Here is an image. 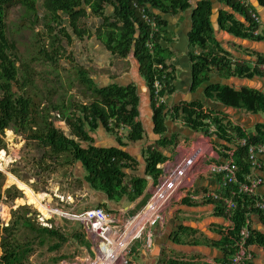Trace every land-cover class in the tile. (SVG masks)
<instances>
[{
    "label": "trees",
    "instance_id": "1",
    "mask_svg": "<svg viewBox=\"0 0 264 264\" xmlns=\"http://www.w3.org/2000/svg\"><path fill=\"white\" fill-rule=\"evenodd\" d=\"M190 0H41L40 8L43 10L41 20L43 27L47 30L52 45L51 54L39 50L38 54H45L48 61L55 62L59 51H64L62 41L67 45L73 40L72 37L82 39L89 35V30L79 25L81 19L87 16L99 18L102 24L95 31L96 39L111 55L125 59L134 41V34L138 32L135 39L134 58L139 66V74L145 81L151 97L152 82L155 78H161V71L155 65H164V58L159 55L161 52V32L158 30L153 34L152 53L145 47L148 38L149 28L142 20L141 10L143 9L154 18L158 28L163 21L160 17L152 14L151 10H158L161 13L174 14L190 8ZM229 6L233 12L241 15L246 25L230 19L232 16L220 14L218 25L222 30L232 33L235 36L247 39H261L260 36H253L252 32L257 30L259 25L254 23L250 14L255 13L254 8L245 0H215ZM262 6L264 0H257ZM19 3L25 8V12L32 13L35 20L37 17V2L35 0H0V135L6 130L11 139L10 131L18 136H24L32 140L43 149H47L51 159L60 154H66L65 165L79 162L85 172L84 180L93 189L104 192L109 200H118L123 196L130 200L139 197L145 189V180L135 177L127 179L124 173L126 169L133 167L132 160L123 151L115 148H98L92 143L89 133L102 127L105 132L117 135L120 128L125 130L124 138L127 142L140 141L144 136V129L138 120V96L134 85L119 86L108 85L98 88L83 70H77L79 82L84 86V92L93 98L89 104L72 106L70 103L51 106L39 109L40 101L18 94L13 91L16 85L21 91L31 82V71L26 64L15 66L14 44L6 38L4 27L5 9ZM106 7L112 8L110 16L104 14ZM89 9V13L87 12ZM211 3L209 1L199 2L191 11L194 23L193 31L189 34L191 45L197 46L203 51L202 55L191 56L192 62V85L196 87L207 81L208 73L212 70L224 72L226 76L247 78L253 76L264 78V56L257 55L255 63L250 66L248 62L232 63L221 55L216 42L213 39V29L210 22ZM256 14V13H255ZM63 17L67 23L63 25ZM235 25L227 27V21ZM137 25V29L135 28ZM240 27V28H239ZM18 68H21V76L18 78ZM168 79L161 80L163 84L162 94L169 95L173 88ZM206 99L219 103L227 108L244 111L249 114H264V93L256 89L242 87L239 90L225 85H211L204 91ZM39 101V102H38ZM153 131L160 136L154 146H149L143 151V159L146 174L154 180L160 175L157 165L167 161L162 150H166L172 144L174 136L164 137L166 132L165 120L168 118L180 120L182 125L193 131L207 135V128L211 124L215 127L214 135L224 142L222 150L213 147V160L223 157L232 160L236 167L237 180L241 181L244 175L250 172V163L245 147L236 146V138L245 139L248 144L264 143V124L258 123L248 132L239 124L234 123L229 117L221 112L205 107L200 102L181 103L168 107L166 104L155 106L151 97ZM50 111H55L60 118H63L69 130V137L58 130L49 119ZM207 121L208 123H206ZM10 130V131H9ZM120 146L121 137H116ZM85 143L86 147L81 144ZM0 138V149L2 148ZM216 162V160H215ZM1 165V162H0ZM217 178L218 190L215 192L221 198L226 197L236 189V184H222L220 175H213ZM14 186V185H11ZM6 194L12 198H19L18 191L11 192L7 189ZM234 208L224 212L225 205L221 200L209 199L200 204L214 206L215 216L222 217L228 221V225L218 231L221 236L218 242L203 241L211 246L220 249L224 254L223 264L235 253V245L238 241L240 231L245 225L250 209L246 197L232 199ZM183 202V201H181ZM260 217V216H259ZM264 220V218L260 217ZM20 222V223H19ZM12 224L2 228L6 232L4 237L0 233V264H22L28 254L32 251V245L38 238L39 244H44L45 239L53 240L49 250H58L65 242L66 236L55 227L35 228L30 218L25 216L15 220V225H21L28 232L27 241L11 240ZM36 234V235H35ZM32 238V239H30ZM176 242V241H175ZM200 241H193L192 244L199 245ZM263 237L251 230L247 245H262ZM190 264V263H172ZM245 264H251L250 260Z\"/></svg>",
    "mask_w": 264,
    "mask_h": 264
},
{
    "label": "crops",
    "instance_id": "2",
    "mask_svg": "<svg viewBox=\"0 0 264 264\" xmlns=\"http://www.w3.org/2000/svg\"><path fill=\"white\" fill-rule=\"evenodd\" d=\"M35 1L37 2L38 10L41 6V0ZM201 1H209L211 3V16L213 13L212 11L215 10L216 22L220 14H226L232 16L230 19L242 25H246L245 19L241 15L233 12L226 4L215 0H190V8L174 14H164L158 10H151L150 12L152 14L160 17L163 21L161 27L158 28L162 36L160 39V48L161 52L165 54V57H163L164 67L169 71V83L173 88L172 92L165 97V103L168 107H172L181 103L200 102L211 110L227 115L229 117L228 119L239 124L246 130H252L255 124H264V122H252L249 123V126H246L244 123L248 124L252 119L255 120L259 116L262 117L260 114L246 113L247 115H245L241 110L227 108L219 103L206 99L204 91L211 85L219 84L229 86L234 90L246 87L264 93V78L258 76H253L250 79L231 77L226 76L224 72L212 70L208 73L207 81L202 82L196 87L192 85V62L190 57L202 55L207 52L199 49L195 45H191L189 42V34L194 28L191 11ZM245 1L254 8L259 18L260 23L257 33L261 39H247L235 36L230 32L222 30L218 24L216 29L212 28L213 39L218 49L221 51V55H226V58L232 63L248 62L249 65L252 66L255 63V57L257 55L264 56V5L261 6L257 0ZM87 12L89 13V9H87ZM111 13L112 8L106 7L104 14L108 17ZM90 18H93V20L95 19V17L91 16ZM98 20L100 24H102V20L99 18ZM226 23L227 27L232 26L237 28L231 20H228ZM88 30L89 35H94L96 31V29L90 28ZM86 44L85 42V44L77 45L76 52H79L80 49V58L82 61H86L85 58L92 57V63L102 71L100 73H94L93 76H89L98 88L112 84L119 86H135L136 95L138 96V120L144 129V136L140 141L129 143L124 138L125 130H122L121 135H112L105 132L102 127H98L96 131L89 133L93 140L92 144L98 148H115L125 152L130 157L133 164L131 170H125V177L127 179L135 177L144 179L146 182L145 189L139 197L132 200L126 196L116 201L109 200L104 192L91 188L89 184L85 182V172L82 165L79 162H74L68 165L73 166V170L71 173L69 171V178L67 181L75 180L76 183L81 186L82 193L53 192V198L50 196V199L51 202L58 200V202L61 203V208L64 209L65 212L73 214L80 213L87 209L101 207L113 217L117 223H124L145 205L154 189L153 186L157 183L158 177L163 174L161 169L168 163H171L172 161L170 159L175 157L173 153L176 147V150L178 148H183L182 144L185 141L186 143L189 142V152L194 149L200 150L198 155L200 159L205 156L206 153L211 152V155L206 157V159H208L206 160L207 162L203 164V166L207 167L206 170L201 169V165H198L195 169L196 173H203L209 172V163L212 164L211 162H215L216 160L212 159L214 156L212 155L214 151L213 147L222 150L223 146L227 145L217 137L202 135V137L195 139L193 135L199 136L198 134H201L200 132H193L185 128L180 120H173L167 117L165 120L166 132L164 137L169 138L174 136V139L166 150L161 149L160 151H163V154L168 160L163 164L157 165L156 168L160 169V175L156 180L148 176L145 171L143 151L149 146H154L155 142L160 139V136L153 131L151 99L146 83L139 74V66L137 62H133V60L127 56L125 59H128L130 69L128 72L122 71L119 67L117 68L115 63L123 62L125 59H120L111 55L102 44L93 43L91 50L89 47L90 44ZM100 55L103 57L102 60L99 59ZM132 63L133 65H131ZM239 114L241 116H249L248 120L242 119ZM261 119L264 120V117ZM67 131L69 133L68 127ZM117 136L121 137V142L124 143L125 146L119 145L116 139ZM196 145H200L199 148H196ZM81 146L86 147V144L82 143ZM118 146L121 147V149H119ZM191 153H193V151ZM219 160L218 158L216 162ZM221 161L222 160L219 162ZM258 161L264 164V155L259 156ZM198 170L201 171L199 172ZM252 173L264 177V172L254 170ZM217 190V178L210 173L208 175H196L194 177H192V175L191 177L188 176L184 185L180 188L177 198L172 200L164 209L163 221L155 226L144 229L142 236L133 241L129 246L130 254L128 259L131 262L130 264H172L176 262L190 264H221L224 259L223 252L214 246L206 244L203 239L209 242H218L221 238L218 231L228 225V221L222 217L215 216L213 205L200 204L199 202L190 201L187 198V195L192 192L200 194L204 191L216 192ZM257 193H264V185L258 187ZM65 206L68 208L65 209ZM248 218L250 229L260 234L264 239V220L256 214H250ZM148 236H150L152 240L150 245H147L145 241ZM193 241H200L201 243H199V245H194L192 244ZM89 245L91 246V244ZM248 250L251 255V264H264V243L262 245H251Z\"/></svg>",
    "mask_w": 264,
    "mask_h": 264
},
{
    "label": "rangeland",
    "instance_id": "3",
    "mask_svg": "<svg viewBox=\"0 0 264 264\" xmlns=\"http://www.w3.org/2000/svg\"><path fill=\"white\" fill-rule=\"evenodd\" d=\"M36 15L37 20L34 19L32 13L25 12V8L17 3L5 9V34L7 40L14 44V53L17 58L15 66L26 64L31 71V82L21 91H18L16 85H13V91L35 101L39 100V109L48 104H50V108L61 103L64 105L70 103L73 107L89 104L93 98L84 92V86L79 82L77 70L83 69L89 76L102 71L92 63V57L82 61L80 49L79 52L76 51L77 45L85 44V42L90 44V50L93 43L101 45L100 41L96 39V34L94 33L95 36L93 34L86 35L80 40L72 37L73 40L69 45L62 41L64 51H59L55 62H51L47 60L45 54H38L39 50L48 55L51 54L52 45L49 34L43 27L41 20L43 10L39 8ZM63 21V25H66V17H63ZM79 25L95 30L100 26V22L98 18L93 20L87 16L79 21ZM159 54L165 57L163 52ZM102 58L100 55L99 59L102 60ZM115 64L122 71L128 72L130 69L128 59ZM21 71V68H18V78L21 76ZM243 114L247 115L244 111ZM260 115L264 117V114ZM239 116L245 120H248L249 117L240 114ZM262 117L259 116L257 119L249 121L248 124H244L249 126V123L252 122H264ZM49 119L67 137L70 135L63 118H60L55 111H50ZM6 132L4 130L3 134L0 135L2 140V148L0 149V227H9L13 222L10 239L12 241H27L25 237H29L28 232L21 225L14 224L15 220L25 216L31 219L35 228L55 227L66 236V242L56 251L49 250L53 240L45 239L44 244L41 245L37 238L32 245V251L22 264H85L87 259L91 258L92 260L95 251L89 245L91 241L86 237L82 225L74 220L61 218L56 214L50 215L49 212V208L64 211L58 200L51 202L50 196L53 198V192L82 193L81 186L75 180L67 181L69 171L72 172L73 166L65 165L66 154H60L51 159L47 154L48 150L37 146L36 142L27 140L24 136H18L12 131H10L12 137L9 139ZM198 135L194 134L193 137L195 139L202 137V134ZM189 144L185 141L182 144L183 148L176 150V147L173 153L175 157L170 160L175 162L177 158L178 160L185 159L189 154ZM199 146L196 145V148ZM210 155L211 152L206 153L201 159L195 157V164L189 172V177L191 175L194 177L209 174V172L196 173L195 169L201 165V169L206 170L207 167L203 164L207 162L206 157ZM212 155L214 154L212 153ZM215 157L217 160L218 156L215 155ZM7 189H10L11 192L13 190L18 191L20 197H9L5 193ZM66 208L68 207L65 206ZM0 233H3L4 237L7 235L6 232L0 231Z\"/></svg>",
    "mask_w": 264,
    "mask_h": 264
},
{
    "label": "built area",
    "instance_id": "4",
    "mask_svg": "<svg viewBox=\"0 0 264 264\" xmlns=\"http://www.w3.org/2000/svg\"><path fill=\"white\" fill-rule=\"evenodd\" d=\"M254 23H260L258 16L255 13L250 14ZM141 17L145 25L149 28L148 38L145 41V49L152 53L153 34L159 29L153 17L141 10ZM253 36H257V30L252 32ZM161 71V78H155L152 82L151 97L155 102V106L164 105L166 94H162L163 84L161 80L168 79L169 71L161 64L155 65ZM150 96V95H149ZM150 97V99H151ZM208 123L207 121H205ZM123 128L117 131L121 135ZM216 129L213 125L207 128V135L201 133L203 136L216 137L214 135ZM236 146L245 147L247 151L248 160L250 163L249 174L244 175L241 181L237 180V167L232 160H226L223 157H218L221 162H214L209 166V173L211 175H220L222 184H236V189L231 191L226 197L221 198L215 192L204 191L200 194L192 192L187 195L188 200L195 202H204L209 199L221 200L225 207L224 212L234 208L232 199L246 197L249 202L250 214H256L264 218V193H257L259 186L264 185V177L255 175L252 172L258 170L264 172V164L258 161V157L264 155V143L248 144L245 139L236 138L234 140ZM185 159L178 158L175 162L168 163L161 170L163 174L158 177L154 189L148 197L145 205L132 217L124 223H117L101 207L84 210L80 213H67L57 208H49L50 215H58L64 219L74 220L82 225L86 237L91 241V247L95 251L92 260L87 259L85 264H130L128 259L130 254L129 246L131 243L142 236L144 229L155 226L164 219V209L169 203L176 199L180 188L184 185L189 176L191 168L195 164V157L198 158L200 150H192ZM198 152V153H197ZM213 158V157H212ZM217 158V159H218ZM217 161V160H216ZM249 219V218H248ZM246 219L245 225L239 233L238 241L235 245V253L229 257L223 264H245L250 260L249 246L247 241L250 236V223ZM146 244L150 245L152 240L148 236Z\"/></svg>",
    "mask_w": 264,
    "mask_h": 264
},
{
    "label": "water",
    "instance_id": "5",
    "mask_svg": "<svg viewBox=\"0 0 264 264\" xmlns=\"http://www.w3.org/2000/svg\"><path fill=\"white\" fill-rule=\"evenodd\" d=\"M212 16L210 18V22H211V25H212V28L213 29H216L217 28V22H216V16H215V10L212 11ZM135 28L137 29V25H135ZM138 37V32L136 31V33L134 34V41L132 43V46H131V49H130V53H129V57L130 59L133 60V62H137L134 58V46H135V39ZM138 64V63H137ZM139 71V70H138ZM119 149H121V147L118 146Z\"/></svg>",
    "mask_w": 264,
    "mask_h": 264
}]
</instances>
